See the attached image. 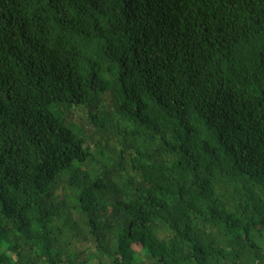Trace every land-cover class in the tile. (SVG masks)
<instances>
[{"label": "trees", "instance_id": "16d2710c", "mask_svg": "<svg viewBox=\"0 0 264 264\" xmlns=\"http://www.w3.org/2000/svg\"><path fill=\"white\" fill-rule=\"evenodd\" d=\"M0 264H264V0H0Z\"/></svg>", "mask_w": 264, "mask_h": 264}, {"label": "rangeland", "instance_id": "374dc122", "mask_svg": "<svg viewBox=\"0 0 264 264\" xmlns=\"http://www.w3.org/2000/svg\"><path fill=\"white\" fill-rule=\"evenodd\" d=\"M145 260V259H144Z\"/></svg>", "mask_w": 264, "mask_h": 264}]
</instances>
